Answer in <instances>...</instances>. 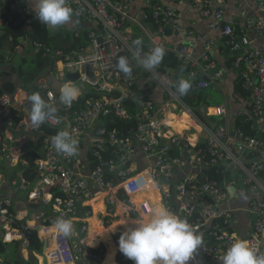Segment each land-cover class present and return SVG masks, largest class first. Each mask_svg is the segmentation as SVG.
Wrapping results in <instances>:
<instances>
[{
	"label": "built area",
	"instance_id": "1",
	"mask_svg": "<svg viewBox=\"0 0 264 264\" xmlns=\"http://www.w3.org/2000/svg\"><path fill=\"white\" fill-rule=\"evenodd\" d=\"M136 1L67 0L68 6L73 9L72 18L78 21L76 36L82 39L85 36L86 43H76L64 55L47 44L31 42L36 52L58 58L62 78L78 74L77 83L90 88L89 92L99 96L88 99L83 107H75L73 103L66 106L60 102V96L48 80L43 79L38 84L41 97L53 107H58L56 114L46 121L53 129H57L56 134L68 131L78 142L96 128L97 133L88 145L92 168L84 175L81 170L83 161L78 153L74 156L58 154L51 144V138L56 134L45 136L42 156L35 162L38 182L31 186L30 181L21 176L13 179L11 184L27 192L28 199L36 205L50 207L51 212L38 211L33 215V225L20 226L19 216L12 210L13 200L0 197V239L3 244L22 242L26 247L24 250H28V243L34 234H37L41 243L44 236L51 235L54 245L50 251L53 255L49 264H82L86 257L98 259L105 251L101 249L91 252L90 248L83 246L82 239L89 233L88 222L92 211H85L80 216V202L96 197L88 185L91 181L101 192L116 190L126 203L138 193L146 194L156 188L160 196L158 206L165 205L176 214L178 204L176 215L186 219L203 238V247L197 252L201 260L198 261L195 255L189 264H221L219 257L235 240L242 239L233 225L240 214L246 215L249 224L248 238L245 240L260 253H264V134L259 138H247L240 129L231 133L227 125L213 129L182 101L180 94L171 86L169 75L157 68L152 71L144 69L148 82L142 87L137 84L130 59V56L134 57L133 41L136 39L128 29L129 24L139 29L148 39L149 47L141 48V58L150 53L153 47L162 46L190 67L192 77L195 76L193 71L198 69L208 74L211 64L207 58L202 62L196 61L189 45L169 47L164 44L161 36L165 34V28L177 27V13L174 9L156 0H142L144 8H149L150 13L141 11L133 15L132 7ZM192 1L197 3L205 16L210 14L212 0H171L176 4ZM220 1L222 7L215 14L212 28L223 30L227 49L235 55V67L245 66L241 78L244 89L251 92L253 99V109L247 119L255 117L264 120V54L252 47L264 36V0H256L258 12L246 20L247 28L255 33L253 38L245 30L224 23V0ZM150 19L157 25L154 31L147 29ZM34 22L40 21L35 18L34 10L25 3L20 0H0L2 30ZM90 23L95 25L94 28L87 27ZM121 57L128 58L131 75L117 69ZM220 78L221 74L218 73L211 79L217 84ZM156 86L164 89L167 102L157 103L154 96ZM208 87L206 81L198 84L201 90ZM115 90H119V93L114 94ZM14 103V97L2 96L0 112L12 108ZM170 108L179 110L180 115L184 116L183 120L169 117ZM207 114L212 117L226 116L227 107L221 105L210 108ZM116 120L121 123L116 124ZM173 120L181 121L185 126L191 123L186 128L188 130L197 127L205 132L206 143L193 144L183 134L170 131V122ZM8 125L13 129L17 126L27 131L39 132L40 129V126L27 124L20 114L10 116ZM112 125L115 127L110 128ZM253 130H257L255 124ZM13 141L14 137L10 135L0 143V161L12 165H29L11 147ZM247 153L253 155L249 163H245L241 157V154ZM216 167L231 169L240 176L221 184L210 179L207 173ZM137 181H141L138 186ZM57 193L59 196H55ZM245 199H248L246 205H233ZM108 205L106 218L110 226L121 219V214L116 207L110 206V203ZM154 206L150 199L133 204L128 212L131 221H138L140 212L146 215L151 213ZM136 216L137 219L134 218ZM58 217L72 221L71 237H64L54 229ZM122 233L119 230L113 235L115 244L118 245ZM38 263L42 264L39 256ZM0 264H4L1 257Z\"/></svg>",
	"mask_w": 264,
	"mask_h": 264
},
{
	"label": "crops",
	"instance_id": "2",
	"mask_svg": "<svg viewBox=\"0 0 264 264\" xmlns=\"http://www.w3.org/2000/svg\"><path fill=\"white\" fill-rule=\"evenodd\" d=\"M21 2L28 5L31 9V0H20ZM160 2L162 5H164L167 8H172L177 13V27L174 28L173 26L167 28L168 32H166L163 36H161L162 41L166 46L173 47L175 45H189L193 49V57L196 61L202 62L205 58L209 60V63L211 64V70H214L217 66L219 68V72L221 74V78L218 80L217 84L212 82V77H210L209 87L205 90H203L206 93V100L204 105H196L194 103L193 105L198 109L199 114L202 115L205 118V121H208L210 123H217L221 120H225L226 124L228 125L229 129L231 130V133L235 130V124L236 122L240 121H246L247 117L252 112L253 109V99L252 96H249L251 92H248L244 89L243 83H242V89L245 92L246 97L242 96V94L237 93L235 91L236 86H238V83L241 81L240 76L241 72L244 71L245 66L241 67H235L234 63H230V59L235 57L232 53H230L226 46V39L223 34V30L221 28H212V24L215 22V14L216 12L222 7V3L220 0H212L210 4V14L208 16H205L202 11L198 8L197 3L192 2H186V3H173L171 0H156ZM141 11H146V8H144V3L142 0H137L134 6L132 7V13L133 15L138 14ZM223 20L225 24L232 25L235 29H243L246 31L247 35L250 38H253L255 36V33L252 29L247 28L246 26V20L250 17H253L258 12V6L256 0H224L223 5ZM147 12V11H146ZM94 24L90 23L87 24V27L94 28ZM133 30H135V39L142 40V47L148 48L149 43L148 39L145 37V35L137 28L132 27ZM147 29L150 31H154L155 28H152L150 24H147ZM166 29V28H165ZM51 30V29H50ZM3 31L0 25V32ZM52 32H63L64 34L68 35L71 39L72 45H75L76 43H80L78 40L79 38L76 36L78 34V21L74 18L71 19L69 23L66 25H63L59 27L56 30H51ZM156 33V32H155ZM83 40V39H82ZM20 44H25L26 41L23 38H20L19 40ZM70 46V47H71ZM27 48L24 49H18V53L21 54V56L14 55L13 52L9 53L5 58L0 60V87H3L7 83H13L18 88V91L16 95L14 96L15 103L12 108L5 109L0 112V134L1 138L4 137V141H6L7 137L12 135L14 137L13 143H11V147L15 148L18 151H22V146L24 144L30 145L32 148L35 147V144H37V140L40 137L39 132H35L33 130H26L22 128H18L17 126L13 128H10L8 125L10 116L14 114H20L24 117L25 122L29 125H32L30 120V111H31V104L29 102L28 97L30 94L27 91H24L21 89L22 83L18 79L16 73H14L15 68L20 64L21 60L25 57L28 59L32 58L36 51L32 46H26ZM252 47H255L259 51H261L264 54V36L259 39V41L253 45ZM64 55H67V53L70 52L67 50H60ZM11 54V55H10ZM167 51H165V55H169ZM172 54V53H171ZM54 56V55H52ZM51 56V58H52ZM55 66L50 73V76L48 78H44L49 81L51 87L56 92H61L62 87L64 85H70L73 87H76L80 90V94L78 98L82 95H85L89 93V90H91L88 87L81 86L77 82H73L67 78H62L59 74L60 72V64L58 65V58L54 56ZM186 65V64H185ZM188 66V65H186ZM159 71H163L162 73H166L170 77L171 86L172 84L176 85L177 82L181 79H185L193 82H203V78L206 76H209L208 74H205L202 70H194L195 76L192 77L190 73H178V71L166 68L164 61L156 67ZM59 70V71H58ZM165 70V71H164ZM190 72L191 69H190ZM135 75L137 76V84L142 87L148 82V76L141 72L140 69H135ZM216 74V73H214ZM194 78H197V81H193ZM243 82V81H242ZM198 87V85H197ZM199 89V88H198ZM201 90V89H200ZM85 93V94H84ZM114 94H118L119 90H115L113 92ZM189 96H191V93H187ZM155 99L158 104H162L167 102L168 98L164 92V89L161 86H156L155 92H154ZM77 98V99H78ZM221 105H226L227 107V115L223 117H217L215 115H208V109L210 108H217ZM55 108L58 111V107L55 106ZM133 109V108H131ZM180 111L176 110L174 108H170L168 112V116L171 118H175V120H183L184 116L180 115ZM176 115V116H174ZM210 116V117H208ZM211 118H216L215 121ZM173 120L170 126V131L176 133V134H183L186 138L190 139L193 144L197 145H203L206 143V134L205 132H202L197 127H192L189 130L186 129L191 125V123H187V126L183 124V122L175 121ZM250 120V119H249ZM256 127H257V133L259 136H262L264 134V120L263 119H255L252 121ZM97 131L96 128L90 130L88 134H86L84 137L81 138L80 141H78V155L82 159L83 163L81 166V170L84 175H86L92 168V158L90 156L89 152V142H91L96 135ZM39 157L36 159L38 160L43 153V147L38 149ZM241 157L245 163H249L253 155L251 154H241ZM142 157H139L141 159ZM36 162V161H35ZM29 163V162H28ZM35 166L31 167L30 165H12L9 162L6 161H0V173L2 175L0 179V197H7L13 200L14 206L12 208L13 212L19 216V225H33V215L38 211L48 212L50 213V207L42 206V205H36L34 202H31L28 199L27 192L22 191L16 186H13L11 184L13 179H18L19 177L23 176L28 180L29 175L32 176V179H29V181L33 184L38 182V178L36 177V171ZM27 174L28 177L25 176ZM36 177V178H35ZM235 178L238 179V176ZM234 178V179H235ZM88 185L90 189L95 193L96 197L89 198V199H83L80 202V207H82L80 216L83 215L85 211H92V217L90 218L88 224H89V233L86 237H83V246L85 248H90V250L97 252L99 250L105 251L104 254L99 255L98 259L91 260L89 258H84L82 264H116V258L118 257L120 251H119V245L115 244L114 240H112L113 235L118 233L119 230H122L123 232L126 231L129 227H131V223L128 220H125L122 223H119L112 227L116 222L109 226V223H107L106 218V211L110 206L116 207L118 210L120 206H132L134 203L133 201L137 198H141L140 196H136L134 199H132L129 202H124L125 200L121 196L120 193H118L116 190L114 191H106L101 192L91 181L88 182ZM150 193V192H149ZM149 193H146L141 200L143 199H150L152 200V203L156 206L157 205V198L153 199L151 194H158L159 192L156 189V192L152 190V193L148 195ZM160 198V196H159ZM240 198V197H237ZM140 200V201H141ZM248 203V199L238 202H235L233 205H246ZM136 204V203H135ZM178 206V204H177ZM179 207V206H178ZM176 212V211H175ZM129 219L131 220V214L128 213ZM135 219L138 218V216L134 217ZM233 225L237 230L240 232V234L243 232H248L249 230V224L248 219L246 215L240 214L238 215ZM112 227V228H110ZM38 232V231H37ZM42 232V231H41ZM113 233V235H112ZM96 236L104 241L102 243L101 248L89 246L86 244V241L92 237ZM37 254V252H35ZM34 256L38 260V254ZM21 256L24 258V260L28 261L30 258V252L28 250H22ZM39 264V263H38Z\"/></svg>",
	"mask_w": 264,
	"mask_h": 264
},
{
	"label": "clouds",
	"instance_id": "3",
	"mask_svg": "<svg viewBox=\"0 0 264 264\" xmlns=\"http://www.w3.org/2000/svg\"><path fill=\"white\" fill-rule=\"evenodd\" d=\"M35 18L51 30L69 23L74 15L67 0H31ZM134 57L146 70L152 71L163 60L165 49L155 46L150 53L141 58L142 40L133 41ZM117 69L131 75L132 68L127 57H121ZM180 95H186L191 89V82L181 79L175 85ZM80 90L70 85L62 87L59 100L70 106L79 96ZM31 104L30 120L39 127L56 114L57 109L47 103L39 93L29 97ZM52 147L58 154L74 156L78 153V142L68 131H59L51 138ZM140 218L124 231L118 241L119 251L134 264H189L203 247V238L186 220L170 211L165 205L154 206L149 214L140 212ZM58 234L71 237L73 224L70 219L58 217L53 225ZM221 264H264V253L243 239L235 240L219 257Z\"/></svg>",
	"mask_w": 264,
	"mask_h": 264
},
{
	"label": "trees",
	"instance_id": "4",
	"mask_svg": "<svg viewBox=\"0 0 264 264\" xmlns=\"http://www.w3.org/2000/svg\"><path fill=\"white\" fill-rule=\"evenodd\" d=\"M146 11L150 13V9L147 8ZM152 28H157L153 19H150L149 22ZM133 26L129 24L128 29L131 30L135 35V30L132 28ZM168 32V29H165V33ZM23 38L26 43L20 44L19 40ZM86 37L83 36V40L81 39L82 43H86ZM80 41V38L78 39ZM36 41L43 44H47L51 47L54 51L60 50H67L71 51L74 47L71 46L72 43L71 39L68 35L64 34L63 32H52L47 26L41 24L40 22H34L28 24L26 26H19L16 28H9L5 29L0 33V60L4 59L9 53L14 55H19L17 51L18 49L27 48L26 46H31V42ZM71 46V47H70ZM11 55V54H10ZM234 55V54H233ZM235 56V55H234ZM163 61L166 68H170L173 70L178 71V73H189L190 67L186 66L183 62H181L175 54L164 55ZM230 63H235V57L231 58ZM55 66V61L51 59V56H45L42 52H36L35 55L30 59L27 57L23 58L20 64L15 68L14 73H16L18 79L21 81L22 86L21 89L27 91L30 95L33 93H38V84L41 80L45 77L48 78L50 73L52 72ZM162 70V69H161ZM160 70V71H161ZM165 71V70H164ZM163 72V71H161ZM240 82L238 86H236L235 91L237 93L242 94V96L246 97L244 90L242 89V78L240 76ZM198 82L191 83L192 87L188 91L192 95H180L182 101L187 104L188 106L192 107L195 111V114L203 121L205 118L199 114L198 109L193 105H204L206 100V93L203 90L198 89L197 85ZM172 87L176 90L174 84ZM18 91V88L13 83H7L3 87H0V98L4 95H10L14 97ZM58 96H60V93ZM85 94V93H84ZM99 96L95 93H87L85 95L80 96L76 99L73 104L75 107H83L88 99L91 98H98ZM131 105V104H130ZM129 105V106H130ZM215 121L214 118H211ZM256 118L253 117L250 120L246 121H238L235 124V130H241L245 137L247 138H259L257 130H253L254 123L252 122ZM19 121V120H16ZM208 123V121H205ZM118 120H116V124H120ZM123 126L126 125L123 123ZM115 125L110 126V128H114ZM57 129H53L49 124L46 122L40 126L39 132L40 137L37 140V144L35 147L32 148L30 145L24 144L22 146V151H18L14 148V150L21 155L26 161L29 162L31 167L35 166L36 159L40 156L38 153V149L44 147V138L48 135L56 134ZM1 136V134H0ZM4 142V137H0V143ZM208 175L210 179L218 181L221 184L229 183L232 181L236 176H240L238 173L234 172L231 169H226L225 167H216L208 170ZM26 177L27 174H25ZM36 178V177H35ZM32 179V176L29 175L28 180ZM31 183V182H30ZM32 184V183H31ZM55 196H59V194H55ZM82 210V207H80ZM113 235V233H112ZM102 240L96 236L90 237L86 244L93 247L101 248ZM52 244V241H51ZM22 242H13L12 244H3L2 240L0 239V257L3 259L4 264H38V260L34 256L33 253L40 252L42 249V243L38 238L37 234H34L31 237V240L28 243L27 249L30 252V258L28 261L24 260L21 256V251L26 249ZM52 248V247H51ZM51 251V250H50ZM49 251V252H50ZM91 252H94L90 250Z\"/></svg>",
	"mask_w": 264,
	"mask_h": 264
},
{
	"label": "water",
	"instance_id": "5",
	"mask_svg": "<svg viewBox=\"0 0 264 264\" xmlns=\"http://www.w3.org/2000/svg\"><path fill=\"white\" fill-rule=\"evenodd\" d=\"M51 59L54 60L55 59L54 56H52ZM130 59H131V62L133 64L134 69H140L142 73H145L144 68L137 62V60L133 56H130ZM218 72H219V68L217 66L214 70H212L209 73V76L204 77L203 80L206 81V82H210V77H213L215 75L214 73L218 74ZM67 78L69 80L73 81V82H77L79 76H78V74L68 75ZM193 81H197V78H194ZM249 96H251V94H249ZM207 124L210 125L213 129L217 128L220 125H225V126L227 125L225 120H221V121H219L217 123L208 122ZM175 213L176 214L178 213V206L177 205H176V212ZM50 238H51V235H47V236L43 237L42 249H41L40 252H38V256L40 258H42V264H49L47 253H48V251L50 249V246H49V243H48ZM196 256H197V260L200 261L201 257L197 253H196Z\"/></svg>",
	"mask_w": 264,
	"mask_h": 264
},
{
	"label": "bare ground",
	"instance_id": "6",
	"mask_svg": "<svg viewBox=\"0 0 264 264\" xmlns=\"http://www.w3.org/2000/svg\"><path fill=\"white\" fill-rule=\"evenodd\" d=\"M140 183H141V181H137V186H138ZM153 191L156 192V188L153 189ZM147 193H149V192H147ZM151 193H152V191H151L148 195H150ZM144 195H145V194H143V193H138V194H137V196H140L141 198H144V197H143ZM151 196H152L153 199L157 198V200H159V196H158L157 193L154 194V195L151 194ZM141 198H140V199L137 198L136 200L133 201V203H134V204H135V203H138V202L141 200ZM118 208H119V212H120V214H121V219H120L118 222H116L112 227H114L115 225H117V224H119V223L124 222L125 220L130 221L131 225L137 222V221H134V220L131 221V220L128 218V212H129V209H130L129 206H124V205H122V206H120V207H118ZM112 227H110V228H112ZM51 240H52L53 245H54V240H53V238H50V239H49V242H48V243H49V246H50V242H51ZM50 250H51V247H50L49 251H50ZM49 251H48L47 254L50 253ZM52 255H53V254L50 253V254L47 256V257H48V262H49V263H51V261H52ZM116 264H134V262H133L132 260L126 258V257L120 252L119 255H118V257L116 258Z\"/></svg>",
	"mask_w": 264,
	"mask_h": 264
},
{
	"label": "rangeland",
	"instance_id": "7",
	"mask_svg": "<svg viewBox=\"0 0 264 264\" xmlns=\"http://www.w3.org/2000/svg\"><path fill=\"white\" fill-rule=\"evenodd\" d=\"M241 236H242V239H246V238H248V234H247V232H243V233H241L240 234ZM52 241V240H51ZM50 246L52 247L53 246V242H52V244H51V242H50Z\"/></svg>",
	"mask_w": 264,
	"mask_h": 264
}]
</instances>
